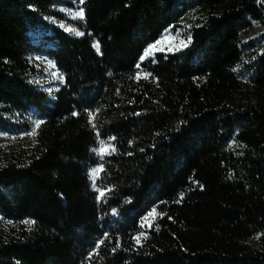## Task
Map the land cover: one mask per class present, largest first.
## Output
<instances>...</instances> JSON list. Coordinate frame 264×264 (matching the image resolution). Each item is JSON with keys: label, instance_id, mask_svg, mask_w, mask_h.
Masks as SVG:
<instances>
[{"label": "trees", "instance_id": "1", "mask_svg": "<svg viewBox=\"0 0 264 264\" xmlns=\"http://www.w3.org/2000/svg\"><path fill=\"white\" fill-rule=\"evenodd\" d=\"M255 24L264 0H0V136L32 133L0 146V264H264Z\"/></svg>", "mask_w": 264, "mask_h": 264}, {"label": "rangeland", "instance_id": "2", "mask_svg": "<svg viewBox=\"0 0 264 264\" xmlns=\"http://www.w3.org/2000/svg\"><path fill=\"white\" fill-rule=\"evenodd\" d=\"M263 34H264L263 28L259 24H255L253 28L249 29L244 34V36L251 38L253 40L255 39V41L258 42L257 47H255V50H260L264 44L263 40L260 39ZM165 43H166V39L160 40L159 44H155L153 50H161L164 47ZM253 50L247 52V57L249 58L251 57L250 53H252ZM41 59H42L41 63L45 66L44 68L45 75L48 77H52L51 79L53 81V78L57 77V73L55 72L54 67L51 65V62L48 59L44 57H42ZM51 79L49 80L51 81ZM38 83H40L41 85H47L48 80L39 79ZM31 137H32V133H27L17 136H9V135L0 136V146L7 149H13L18 146L23 147L30 143ZM251 244L253 245L254 242H251Z\"/></svg>", "mask_w": 264, "mask_h": 264}, {"label": "snow or ice", "instance_id": "3", "mask_svg": "<svg viewBox=\"0 0 264 264\" xmlns=\"http://www.w3.org/2000/svg\"><path fill=\"white\" fill-rule=\"evenodd\" d=\"M79 2L81 4L84 3V0H79ZM258 2H261V0H258ZM76 17L80 18V19H83L84 16H85V12H84V9L81 8L79 9L76 13H75ZM68 31H72V29H67ZM77 35H83V33H80V32H77L76 33ZM157 44L160 43V41H157L156 42ZM94 47L97 48V50H99V46L98 44L94 45ZM155 47V45H149L148 46V49L145 50V53L143 56H141V60L145 59L146 56H148L150 54V50L153 49ZM137 67L139 68V64L137 65ZM145 78H148L150 77V73H145ZM98 111V110H97ZM73 115H77V113H73ZM89 117H90V123L92 121V119H94V114L92 112H89ZM43 121L41 120H37L36 121V125L37 127L42 123ZM93 127H95V124H93ZM110 140H115V137H109ZM235 143V142H233ZM100 148L98 149H93V151H96L98 152L101 156H104V155H110L112 152L115 151V146L114 145H107L106 142L104 140H101L100 141ZM104 169H103V165H98L96 168L92 169V174L93 175H97L98 173L102 172ZM100 191V194L101 196L104 195V190H98ZM181 198H183V193L180 194ZM156 214V209L155 208H152L141 220V224L142 226L145 224V222L148 220V218L150 216H153ZM162 215V214H161ZM150 226V225H149ZM144 233H140L137 237H135L134 239L136 240V242L139 244L140 243V236H143ZM113 251H115V249H113Z\"/></svg>", "mask_w": 264, "mask_h": 264}]
</instances>
